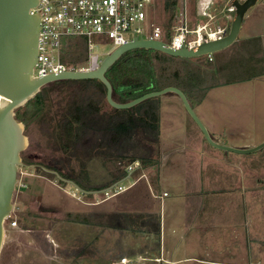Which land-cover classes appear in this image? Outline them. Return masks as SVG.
<instances>
[{
  "label": "rangeland",
  "instance_id": "1",
  "mask_svg": "<svg viewBox=\"0 0 264 264\" xmlns=\"http://www.w3.org/2000/svg\"><path fill=\"white\" fill-rule=\"evenodd\" d=\"M189 1L190 11L194 14L200 0ZM205 1L212 4L217 23L227 20V15L233 19L234 13L228 11L231 0ZM162 19L160 16L159 20ZM232 19L227 23L231 25ZM252 35H260L264 41V0H258L247 12L235 42L237 47L240 40ZM96 51L105 57L112 49L109 45L99 44ZM208 62L210 60L205 58L202 63L207 65ZM50 93L53 98L61 94L54 88H50ZM160 99V157L155 166L143 167L138 160L103 155L87 162L88 181L93 186L111 182L129 164L139 162L136 170L123 178V192L116 193V187L107 192L83 194L55 175L20 167L14 207L6 221L0 264H165L151 259L160 252V234L154 230L134 232L107 226L116 214L159 211V195L164 190L172 194L166 202L168 206V203L180 201L179 192L185 186L183 180L187 176L193 182L197 175L206 183L204 187L209 184L220 195L228 197L234 195L230 192L236 189L235 195L242 200V241L237 236L236 242L229 243L228 229L212 227L209 237L205 238L206 252L203 253L212 262L205 264H216L215 260L264 264V148L251 154L213 148L178 95L168 93ZM112 108L109 104L105 107L109 111ZM195 110L211 135L223 144L237 148L260 145L264 142V76L213 88ZM25 132L30 144L22 158L46 156L47 140L39 127L32 124ZM69 169L78 174L79 162L74 161ZM152 172H157V177L152 176ZM68 213L89 215L92 223L70 222ZM163 214L165 216V211ZM166 215L165 228H170L169 223L181 227L178 216L170 217L169 211ZM155 216L158 226L160 214ZM12 221L17 224L11 226ZM225 225L230 226V223ZM224 241L228 243L224 244ZM218 247H225L226 252H218ZM197 252V248L190 246L187 254L197 255ZM124 257L128 258L127 263L121 262Z\"/></svg>",
  "mask_w": 264,
  "mask_h": 264
},
{
  "label": "trees",
  "instance_id": "2",
  "mask_svg": "<svg viewBox=\"0 0 264 264\" xmlns=\"http://www.w3.org/2000/svg\"><path fill=\"white\" fill-rule=\"evenodd\" d=\"M177 5L178 0L166 4L168 25L172 23ZM236 43L213 53V60L207 65L202 63L207 55L181 58L153 49L130 50L106 74L113 86V97L125 103L146 93L175 86L196 109L213 88L264 76L261 36L240 40L238 47ZM63 54L69 66L82 65L86 57L85 38H65ZM50 88L58 89L60 96L53 98ZM106 94L105 85L97 79L59 80L43 87L34 99L17 111V118L25 123L26 130L36 124L46 137V157L57 165L61 163L65 169V172L58 169L59 173L89 191L110 187L129 174L124 170L111 182L93 186L88 181L87 162L94 157L129 158L140 161L143 167L155 166L160 157V97L150 98L130 109L109 111L105 109L108 105ZM24 160L30 162L28 156ZM74 161L80 165L78 174L69 169ZM156 217L148 213L123 212L112 217L107 227L134 232L150 229L160 234ZM89 218L81 213L67 214L68 221L80 224H91Z\"/></svg>",
  "mask_w": 264,
  "mask_h": 264
},
{
  "label": "water",
  "instance_id": "3",
  "mask_svg": "<svg viewBox=\"0 0 264 264\" xmlns=\"http://www.w3.org/2000/svg\"><path fill=\"white\" fill-rule=\"evenodd\" d=\"M38 1L0 0V254L5 240L6 221L11 217L14 207L13 198L19 169L22 166L28 168L36 166L23 162L22 153L28 148L30 141L25 132V123L17 118V111L34 99L49 83L59 80L97 79L105 85L106 100L115 109H130L150 98L175 93L181 98L188 113L212 147L239 154H251L264 148V142L254 147L237 148L216 141L197 115L185 93L175 86L146 93L125 103L118 102L113 97V86L106 75L123 54L133 49H153L181 58H196L223 51L238 41L245 16L258 0H231L230 4L235 11L234 16L229 33L221 39L214 41L206 39L203 44L195 48L189 49L183 46L177 50L167 47L163 42L135 38L134 41L113 50L97 70H69L43 78L34 75L42 17L38 13H31V9L36 7ZM41 168L73 185L83 194L107 192L124 181L122 179L108 188L89 191L81 188L75 181L62 177L57 171L45 166Z\"/></svg>",
  "mask_w": 264,
  "mask_h": 264
},
{
  "label": "built area",
  "instance_id": "4",
  "mask_svg": "<svg viewBox=\"0 0 264 264\" xmlns=\"http://www.w3.org/2000/svg\"><path fill=\"white\" fill-rule=\"evenodd\" d=\"M168 1L171 0H39L31 9V13L42 17L34 75L43 78L69 70H97L113 50L135 38L163 42L167 47L179 50L183 46L195 48L206 39L218 40L229 33L227 20L232 16L227 15V20L217 23L212 4L205 0H200L194 14L190 11L189 0H178L177 11L168 25ZM228 11L235 12L231 4ZM160 16L162 20H159ZM68 37L86 40L85 61L78 67L69 66L63 60L64 39ZM99 44L109 45L112 51L102 57L96 51ZM207 57L213 60V54ZM138 163L129 164L125 170L134 172ZM124 190L125 187L119 184L116 193ZM10 224L15 226L17 222ZM127 261L126 257L121 260L122 263Z\"/></svg>",
  "mask_w": 264,
  "mask_h": 264
},
{
  "label": "crops",
  "instance_id": "5",
  "mask_svg": "<svg viewBox=\"0 0 264 264\" xmlns=\"http://www.w3.org/2000/svg\"><path fill=\"white\" fill-rule=\"evenodd\" d=\"M214 139L220 142L219 139ZM229 168L231 167L229 166ZM151 174L152 176H156L158 173L152 172ZM142 175L147 178L145 174ZM197 177L198 178L194 179L195 181L193 182L188 180L187 176L185 177V179L183 180L185 184L184 190L182 192H179L180 201L168 203V206L166 202L167 200H169L172 194L164 190L162 194L159 195V211H144V213L148 214H160V252L159 254H155L153 258L151 257V259H154L156 262H162L165 264L184 263L189 261H193L196 264L211 263L212 261L206 259L203 253L206 252L204 251V249L206 248V246L204 245L205 238L209 237V233H211L210 229L212 227H223L226 230L228 229L226 234L228 233V236L230 237L229 243L236 242L237 236L239 237L240 242L243 239V235L241 232V229L243 230V220L241 216L242 200L239 195H235L236 189H234V192H230L231 194L234 193V195H230L229 197L226 195H220L219 191L210 188L209 184L204 187L206 183L204 184L203 181L200 180L199 175H197ZM139 178L136 179V182L137 180H139ZM164 193H167V195L165 196ZM164 211L166 214L169 211L170 217L173 216L176 218L178 216V218L181 219V227L176 228L175 225L172 226L169 223L167 224V226H169L171 229L165 228V220H167V215L165 214L164 216ZM176 213H178V215H176ZM170 217L168 218L170 219ZM225 223H230V226L225 225ZM238 228L240 230L239 233ZM167 231L169 233H167ZM178 232H183V234L177 235ZM227 243V241H224V244ZM179 245L180 247H178ZM190 246H194L195 248H197V255L187 254L188 248ZM225 249V247H221L220 249L218 247L217 251L219 252L222 250L226 252ZM213 262L216 264H238L235 260H230L229 262H220L215 260Z\"/></svg>",
  "mask_w": 264,
  "mask_h": 264
},
{
  "label": "flooded vegetation",
  "instance_id": "6",
  "mask_svg": "<svg viewBox=\"0 0 264 264\" xmlns=\"http://www.w3.org/2000/svg\"><path fill=\"white\" fill-rule=\"evenodd\" d=\"M24 159H26V157L23 158V162L25 164H27V165H36L35 167H31V168L22 166L25 169H38V170H43L41 168V166H45V167H47V168H49L51 170L57 171L58 173H59V171L65 172V169H64V167H63V165L61 163H60V165H57L54 161L50 160V158L49 157H46V156H43L42 158H39V157H36V156H28V159L30 160L29 163L26 162ZM58 169H59V171H58ZM43 171L46 172V173H48V174L55 175V174L49 173V172H47L45 170H43ZM55 177H57V176L55 175ZM62 177H64V176H62Z\"/></svg>",
  "mask_w": 264,
  "mask_h": 264
}]
</instances>
